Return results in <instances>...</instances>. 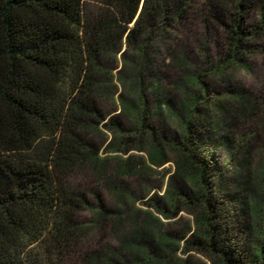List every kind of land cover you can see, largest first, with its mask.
I'll use <instances>...</instances> for the list:
<instances>
[{
    "label": "trees",
    "instance_id": "trees-1",
    "mask_svg": "<svg viewBox=\"0 0 264 264\" xmlns=\"http://www.w3.org/2000/svg\"><path fill=\"white\" fill-rule=\"evenodd\" d=\"M191 17L222 28L227 43L214 62L202 48L206 68L188 74V86L206 93L207 71L228 83V68H247L244 60L253 54L261 55L264 70V0H0V264H73L84 237L100 227L111 230L119 251L130 256L106 245L85 251L84 264H190L187 257L177 260L178 248L211 264H264V167L250 204L246 195L254 185L241 181L230 190L225 161L232 153L220 159L216 151L227 150L232 132L223 136L204 127L211 125L209 112L197 106L195 94L184 104L188 111L179 117L177 133L158 134L146 121L145 89L158 86L154 58L172 52L173 36ZM122 46L133 56L123 52V67L113 73ZM181 53L172 61L186 65ZM118 81L134 90V99L117 96L131 125L98 106L99 96ZM260 93L264 98V86ZM210 102L231 128L263 108L230 87ZM225 102L232 107L226 110ZM95 130L115 137L103 156L87 139ZM146 147L145 160L127 155ZM169 160L173 170L163 193L153 191L142 201L146 207H138L134 200L143 196L123 179L142 178L151 165ZM91 176L110 188L113 206L97 191L81 190L76 180ZM89 207L91 222H79L77 211ZM179 212L191 222L180 231L162 230Z\"/></svg>",
    "mask_w": 264,
    "mask_h": 264
},
{
    "label": "rangeland",
    "instance_id": "rangeland-1",
    "mask_svg": "<svg viewBox=\"0 0 264 264\" xmlns=\"http://www.w3.org/2000/svg\"><path fill=\"white\" fill-rule=\"evenodd\" d=\"M226 34L224 30L213 23H207L200 21L199 18L191 17L182 23L178 29V33L173 36L171 44L173 50L171 53L166 51H161L160 54L154 58V69L157 73V88L152 89L147 87L145 89V97L148 103V115L146 118L147 124L154 127L156 132H164L165 135H171L177 133L178 130V120L180 116H184L187 108L184 104L187 103L191 98L190 96L195 94L198 97L197 106L200 108H205L209 112V120H211V125L203 122L204 127H212V129L220 131V135H227L228 132L231 133V140L228 143V148L225 150L220 147L221 150H217V157L220 159L228 155L229 152L232 153L231 162L225 165L228 168L226 178L224 182L228 184L230 190L234 191L237 189L238 183L241 181L246 182L245 186L250 188L254 185L255 189L246 195L248 203L252 202V198L256 196L259 191V169L264 167V98L260 97L261 88L264 86V70L261 55L253 54L248 56L244 63L247 65L243 68H232L226 71L228 76V83L225 80H221L218 74L209 73L208 71L204 73L202 79L206 85V93L193 85H187L185 82L186 76L190 73L198 72L206 68L204 64V57L202 54V48H204L208 54V59L210 62H214L223 57L226 52ZM124 52L125 57H132L133 54L130 50H127L125 46L116 52V62L111 63L113 68V73H116L118 69L123 67L121 63V56ZM181 52L185 53V58L187 59L186 65H177L173 63L172 59L175 54ZM116 87L112 89L107 94H101L98 98V106L107 114L117 115L118 118L127 125H131L133 122V117L130 114H126L121 107V104L117 100V96L123 95L126 98L134 99V90L130 86H123L116 82ZM230 87L235 90L242 91L246 94L251 95L253 100L258 102L263 108L262 111L251 120H241L236 122V126L233 128L226 126V122L221 120L219 112L215 108L209 107L210 100L216 95H222L225 93V88ZM215 90V91H214ZM159 101L155 102V99ZM204 98H208L204 100ZM155 103L159 105L158 113L155 111ZM211 103V102H210ZM226 110L232 107L229 102H225L224 105ZM157 110V109H156ZM217 126V127H215ZM102 134L100 131H93L88 136L87 139L95 143L100 149L101 156L105 155V146L114 141L115 137L113 133L104 131ZM214 136L210 138L211 142L214 141ZM114 150V149H112ZM149 149L146 147L142 151H136L131 149L128 151L127 155L134 158V156L139 155L142 159H147ZM118 154V155H115ZM120 153H107L106 156H120ZM127 155H121V157H126ZM168 159L172 158L170 152H166ZM239 162H243L240 165ZM150 164V163H149ZM151 170L146 172V175L142 178H136L131 176H126L123 181L129 190L138 192L142 198L134 200L135 204L140 208H145L146 206L142 204L149 194L153 191L162 194L164 191V184L166 178L169 176L173 170V163L171 160L165 162L162 166L156 167L151 165ZM235 172V173H234ZM238 172V174H236ZM236 174V175H235ZM245 176V177H244ZM248 179L246 181V178ZM251 178V179H250ZM78 181V182H77ZM80 181V182H79ZM81 190L97 191L104 198L106 203L113 206L114 198L111 194L110 188L101 179L96 180L94 177H79L76 180ZM90 202L93 203V197L89 196ZM93 205V204H92ZM251 206V205H250ZM249 210H254L251 208ZM93 208H80L76 213V219L79 222L89 224L93 217ZM192 220L189 214L185 212H179L176 218L164 223L161 229L164 231H180L186 224L190 223ZM249 223L255 225L254 218L249 216L247 218ZM253 227V226H251ZM119 241L113 235L111 230L108 228H98L94 229L90 237H84L82 241V246L80 247V255L93 250H98L106 247L118 251L125 257L130 256V252L119 251ZM144 246H148L150 241L143 240ZM175 254L178 257V261L182 258H188L190 264H201L205 262L206 264H211L208 258L197 254L191 253L189 256L183 254L180 249L175 250ZM139 263L143 261L141 252L138 254ZM81 257L74 259L73 264H84L82 263ZM150 264H154L150 262ZM170 264H174L173 262Z\"/></svg>",
    "mask_w": 264,
    "mask_h": 264
}]
</instances>
